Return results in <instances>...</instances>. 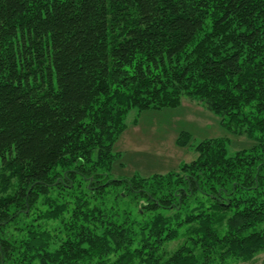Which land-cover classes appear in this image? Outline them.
<instances>
[{"label": "trees", "instance_id": "1", "mask_svg": "<svg viewBox=\"0 0 264 264\" xmlns=\"http://www.w3.org/2000/svg\"><path fill=\"white\" fill-rule=\"evenodd\" d=\"M185 95L255 145L211 137L176 171L113 177L127 113ZM263 250L264 0H0V264Z\"/></svg>", "mask_w": 264, "mask_h": 264}, {"label": "rangeland", "instance_id": "2", "mask_svg": "<svg viewBox=\"0 0 264 264\" xmlns=\"http://www.w3.org/2000/svg\"><path fill=\"white\" fill-rule=\"evenodd\" d=\"M125 130L115 140L113 152L117 153L111 167L113 177L129 178L132 175L151 177L155 173L165 174L176 171L182 163L196 158L194 146L203 139L222 138L227 153L232 155L237 150H247L255 145L256 138L237 133L220 124V118L208 111L200 102L183 96L174 107L131 109L124 121ZM181 131L190 134L186 146L177 144ZM138 216L136 207L131 213L139 220L149 218L151 212ZM164 214H172L166 210ZM54 223L49 224L52 227ZM177 242H168V248H175ZM226 264H264V250L253 254L252 258L229 260Z\"/></svg>", "mask_w": 264, "mask_h": 264}]
</instances>
